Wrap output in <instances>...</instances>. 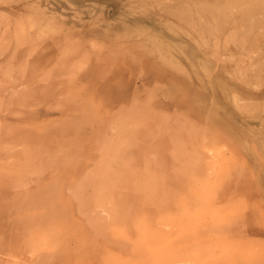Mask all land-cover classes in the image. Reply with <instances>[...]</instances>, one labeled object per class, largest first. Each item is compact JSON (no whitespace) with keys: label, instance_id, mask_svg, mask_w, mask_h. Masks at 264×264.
Masks as SVG:
<instances>
[{"label":"rangeland","instance_id":"rangeland-1","mask_svg":"<svg viewBox=\"0 0 264 264\" xmlns=\"http://www.w3.org/2000/svg\"><path fill=\"white\" fill-rule=\"evenodd\" d=\"M0 264H264V0H0Z\"/></svg>","mask_w":264,"mask_h":264}]
</instances>
